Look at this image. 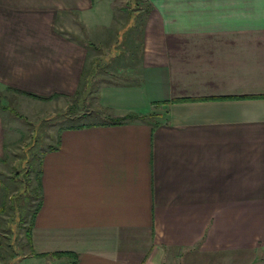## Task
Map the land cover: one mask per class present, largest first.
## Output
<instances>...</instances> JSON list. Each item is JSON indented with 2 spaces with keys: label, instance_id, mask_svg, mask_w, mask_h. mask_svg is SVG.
Returning a JSON list of instances; mask_svg holds the SVG:
<instances>
[{
  "label": "crops",
  "instance_id": "obj_1",
  "mask_svg": "<svg viewBox=\"0 0 264 264\" xmlns=\"http://www.w3.org/2000/svg\"><path fill=\"white\" fill-rule=\"evenodd\" d=\"M116 1L0 0L1 88L147 115L56 125L29 257L264 264V0ZM11 121L0 109L1 161ZM5 196L0 176V229Z\"/></svg>",
  "mask_w": 264,
  "mask_h": 264
},
{
  "label": "rangeland",
  "instance_id": "obj_2",
  "mask_svg": "<svg viewBox=\"0 0 264 264\" xmlns=\"http://www.w3.org/2000/svg\"><path fill=\"white\" fill-rule=\"evenodd\" d=\"M116 7L118 10L127 11L128 15L140 8L143 11L147 10L145 0H117ZM138 17L139 15L133 17V21H138ZM107 59L108 54H105L101 60ZM0 91L2 94L0 109H5L11 114L15 136L9 159L0 160V176L6 195L2 203L0 264H46L39 259L29 257L30 252L27 247V230L39 200L36 175L39 157L46 149V140L53 135L56 125L104 121L106 115L103 116L98 112L97 106H89L85 99L78 102V109L71 108L74 103L70 100L69 105L61 109L55 107L56 101L46 104L44 102L45 105L41 107L40 99L31 101L27 98L31 102L25 104V98L23 102L5 88L0 87ZM76 102L75 100V104ZM27 170L29 175L25 177L24 171ZM26 178L30 180L28 185L25 183ZM19 216L23 218L20 221ZM189 263L202 264L203 259L194 257Z\"/></svg>",
  "mask_w": 264,
  "mask_h": 264
},
{
  "label": "trees",
  "instance_id": "obj_3",
  "mask_svg": "<svg viewBox=\"0 0 264 264\" xmlns=\"http://www.w3.org/2000/svg\"><path fill=\"white\" fill-rule=\"evenodd\" d=\"M25 94L27 95H32V96H35L34 94H31V93H28V92H25ZM37 97V96H35ZM1 99H2V94H1V91H0V102H1ZM44 99V98H43ZM1 104V103H0ZM74 106H72L71 108H79L77 104H73ZM147 115L145 114H138V113H135V112H130L124 116H112L110 114L106 115V118L104 119V123H107V124H112V123H122V122H125V121H129V120H133V119H144L146 118ZM103 121V120H102ZM89 124H92V122H87V123H79L78 125L79 126H86V125H89ZM41 157V155H40ZM40 157H39V160H38V170L36 172V175H37V189H38V193H37V197H38V204H37V207L33 213V216H32V222H33V219L36 215V213L38 212L40 206H41V202H42V180H41V175H42V170H41V163H40ZM26 175L28 176L29 173H28V170L27 171H24V176L26 177ZM30 182L29 179H25V183L28 185V183ZM26 185V186H27ZM26 190H27V187H26ZM3 211V209H1V212ZM19 221L22 220V216H19ZM32 225V223H31ZM27 237L28 239L30 238V228H28L27 230ZM39 255V254H37ZM54 256H57V257H63V256H74L75 254L73 253H69V252H60V253H54L53 254ZM73 264H76L75 262Z\"/></svg>",
  "mask_w": 264,
  "mask_h": 264
}]
</instances>
